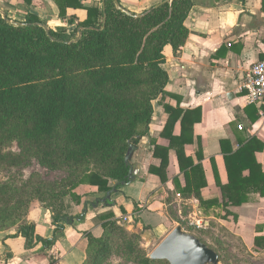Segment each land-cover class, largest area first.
Segmentation results:
<instances>
[{
    "label": "trees",
    "instance_id": "obj_1",
    "mask_svg": "<svg viewBox=\"0 0 264 264\" xmlns=\"http://www.w3.org/2000/svg\"><path fill=\"white\" fill-rule=\"evenodd\" d=\"M32 1L25 0L28 4ZM70 3L64 0L62 18H66L65 8ZM118 5L119 0H106L101 22L68 19L70 24L76 23L70 30L47 28L46 21L35 13L20 21L7 14L6 18L14 23L0 13V166L22 164L21 154L5 151L11 141L17 140L34 150L42 166L71 171L70 177L58 184L39 186L30 198L20 196L12 205L8 200L7 208L2 210L0 227L7 221L10 226L17 225L16 234L25 238L29 248L38 242L45 248L55 245L64 230L63 223L81 219V215L74 217L67 212L69 200L82 203L73 192L76 187L90 184L107 193L116 183L129 180L130 166L125 160L128 149L131 144L138 147L141 138L149 135L153 101L169 83L162 66L164 48L171 45L178 54L188 39L190 31L185 23L193 0H164L141 15L126 13ZM96 12L89 9V16ZM165 109L170 116L162 135L170 144H155L154 155L161 164L151 166V173L163 183L168 182L169 153L174 149L185 178V186L178 176L174 178L177 191L198 199L202 216L226 217L216 210L221 208L217 200L202 196L207 186L202 144L198 162L185 150L194 142L201 109L183 111L169 105ZM179 121L180 134L173 135ZM228 142L221 140L228 185L222 184L212 159L225 198L241 204L251 191L264 196V170L256 158L263 143L254 136L233 150L227 148ZM123 186L118 184L117 191ZM33 197L52 212L53 238L37 235L35 224L26 220ZM103 227L100 237L87 234L89 247L84 264H103L111 256L115 235L120 232L126 233L122 247L135 263L168 262L151 259L140 246L141 235L132 234L117 221L106 220ZM206 244L222 260L221 252Z\"/></svg>",
    "mask_w": 264,
    "mask_h": 264
},
{
    "label": "crops",
    "instance_id": "obj_2",
    "mask_svg": "<svg viewBox=\"0 0 264 264\" xmlns=\"http://www.w3.org/2000/svg\"><path fill=\"white\" fill-rule=\"evenodd\" d=\"M70 1L65 8L66 18L60 16L64 0H33L31 4L25 0H0V13L18 21L35 13L48 27L68 30L76 26L67 21L72 17L76 22L104 20L106 0ZM162 1L119 0V5L141 15ZM89 9L97 12L91 17ZM185 24L190 33L179 53L175 54L171 45H166L163 51L162 66L169 75V83L165 92L153 101L150 133L141 138L133 155L132 163L140 166L136 178L113 193V201L108 204L102 201L106 193L98 187L90 184L76 187L73 192L82 203L69 200L67 212L74 217L81 215V219L72 224L64 222L63 232L51 247L45 248L38 242L29 248L25 238L16 234L17 230L8 235L0 233V264H51V261L84 264L89 247L87 234L102 236L106 220H115L130 232L140 234L147 245L158 244L176 226L183 227L184 209L189 212L190 221L205 220L206 228L220 225L228 229L253 254L255 264H264V196L251 191L247 201L232 203L217 184L212 163L214 159L222 184L228 185L221 140H228L227 148L233 150L254 136L264 145V124L258 117V108L247 103L242 84L251 66L264 59V0H193ZM165 105L183 111L201 109V121L194 127V142L186 145L185 150L198 162L197 152L202 144L207 180L202 196L217 200L221 208L216 210L226 217L202 216L198 199L177 191L174 178L178 176L182 186L185 178L174 149L169 153L168 182L163 183L151 173V166L161 164V159L154 155L155 144L165 147L170 144L168 137L162 135L170 116ZM180 131L179 121L172 133L179 135ZM256 158L264 170V148L256 153ZM26 220L35 224L37 235L53 238L52 212L43 203L33 204Z\"/></svg>",
    "mask_w": 264,
    "mask_h": 264
},
{
    "label": "rangeland",
    "instance_id": "obj_3",
    "mask_svg": "<svg viewBox=\"0 0 264 264\" xmlns=\"http://www.w3.org/2000/svg\"><path fill=\"white\" fill-rule=\"evenodd\" d=\"M47 28L51 27L47 26ZM5 151L21 154L23 162L19 166L8 164L0 166V216L2 210L7 208L8 200L12 205L20 196H25L26 198L34 196L33 191L39 186L58 184L70 177V169L50 170L42 166L34 150L30 146L19 143L17 140L11 141ZM36 203H38V200L33 197L31 206ZM183 214L181 217L185 218L182 221L183 227L221 252L222 260L220 264H255L251 258L253 254L246 247H242L241 242L234 238L228 229L225 227L221 228L220 225L214 226L215 228H198V226L190 223L189 212L186 209L183 210ZM2 222L3 218H0V226ZM8 222L5 226L0 227V233L3 235L13 234L17 230V225L10 226ZM132 234L139 235L140 237L138 233ZM125 236L126 233L124 232L115 235L116 241L113 243L112 254L103 264H137L129 258V255L122 247ZM139 243L148 255L159 244L147 245L141 237ZM160 264H169V262L164 261Z\"/></svg>",
    "mask_w": 264,
    "mask_h": 264
},
{
    "label": "water",
    "instance_id": "obj_4",
    "mask_svg": "<svg viewBox=\"0 0 264 264\" xmlns=\"http://www.w3.org/2000/svg\"><path fill=\"white\" fill-rule=\"evenodd\" d=\"M118 8L130 13L121 5H118ZM3 16L6 18V14ZM6 19L9 23H14L12 20ZM137 149V146L131 144L126 154L125 160L130 166L129 180L116 183L102 198L104 203L108 204V201L112 199V194L117 191L118 184L127 185L136 178L140 166L133 164L132 158ZM149 257L154 260H166L169 264H220L221 262L216 250L209 247L193 233L186 231L181 225L176 226L151 252Z\"/></svg>",
    "mask_w": 264,
    "mask_h": 264
},
{
    "label": "built area",
    "instance_id": "obj_5",
    "mask_svg": "<svg viewBox=\"0 0 264 264\" xmlns=\"http://www.w3.org/2000/svg\"><path fill=\"white\" fill-rule=\"evenodd\" d=\"M243 88L246 91L245 98L248 104L258 108V117L264 124V59L257 61L246 72L243 78ZM126 219V218H125ZM198 228H205V220L191 221Z\"/></svg>",
    "mask_w": 264,
    "mask_h": 264
}]
</instances>
